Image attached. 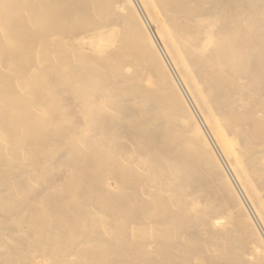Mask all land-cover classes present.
<instances>
[{
	"label": "bare ground",
	"instance_id": "obj_1",
	"mask_svg": "<svg viewBox=\"0 0 264 264\" xmlns=\"http://www.w3.org/2000/svg\"><path fill=\"white\" fill-rule=\"evenodd\" d=\"M0 264H264V0H0Z\"/></svg>",
	"mask_w": 264,
	"mask_h": 264
},
{
	"label": "rangeland",
	"instance_id": "obj_2",
	"mask_svg": "<svg viewBox=\"0 0 264 264\" xmlns=\"http://www.w3.org/2000/svg\"><path fill=\"white\" fill-rule=\"evenodd\" d=\"M137 1V0H136ZM136 4H137V2H136ZM148 26V25H147ZM150 28V26H148V29ZM150 33L152 34L153 32H151V28H150ZM153 35V34H152ZM210 143H211V145H213L212 144V142L210 141ZM214 147V146H213ZM214 150H215V154H216V156H217V158L219 159V161L221 162V164L223 163L224 164V162L222 161L223 159L221 158V156H219L220 154H219V152L214 148ZM218 154V155H217ZM222 164V166H223V168L225 169V170H227V167L225 166V164L223 165ZM234 186L238 189V187L236 186V184H234ZM236 189V190H237ZM247 207H249L250 208V206L248 205L247 206V204H246V208ZM248 210V212L250 213L251 212V208L250 209H247ZM251 214V213H250Z\"/></svg>",
	"mask_w": 264,
	"mask_h": 264
}]
</instances>
